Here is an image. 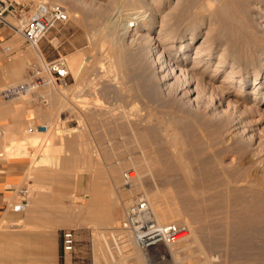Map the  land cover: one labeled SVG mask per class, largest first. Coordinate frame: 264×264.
Returning a JSON list of instances; mask_svg holds the SVG:
<instances>
[{
	"label": "bare ground",
	"instance_id": "obj_1",
	"mask_svg": "<svg viewBox=\"0 0 264 264\" xmlns=\"http://www.w3.org/2000/svg\"><path fill=\"white\" fill-rule=\"evenodd\" d=\"M112 4H118L119 7L113 8ZM165 6L176 9V13L172 11L162 13ZM79 7L85 10L78 23L86 25L87 16H92L95 19L94 29H97L98 53L97 57L93 59V64L90 65L91 67L88 65V68L83 65L85 59L82 61L81 53L77 55L75 53L76 56L73 54L75 57L70 56L74 59L72 67L78 71L79 81L76 85L84 81V83H88V88L90 87L89 77L88 79L85 77V74H88L90 70L94 74L95 84L104 88L105 82L108 83L104 80L106 65L103 61V55L105 54L108 58V68L116 74V78L114 76L113 78L124 80V70L128 59L142 76V82H139H141L140 84L143 83V88L138 93H130L131 101L129 100V103L132 106L128 107L127 110L122 109L124 111L118 113V117H123L134 125L143 124L144 121L150 120L152 113L157 111L154 109L155 111L152 112V108V110L147 109V112H140L141 109L137 110L133 107L137 100L141 101L144 106L155 104L159 107V104L165 105L166 110L168 106L170 108L177 106L183 114L179 115L176 111L178 115H176L177 113L174 114L176 117L173 118V121H188L192 123L188 126L189 129L196 127L208 137H219L225 144L222 147L225 148V151L231 152L233 148L236 149V152H232L233 159L236 160L235 166L211 168L208 165L209 158L201 157L204 153L201 154L202 152L200 153L198 148L194 149L192 154H201L200 157L194 156L190 159L186 156L185 144L180 138L181 135L179 136V129L173 128V125L171 131L167 129L169 134L168 137L165 136L166 142L161 139L163 144L166 143L165 149H158L156 157L152 154L155 159L151 160V165L157 173L165 175V182L175 186L176 189L174 188L175 190L172 191H176L184 211L177 206L158 205L157 192L155 193V191L150 193L143 191L144 195L142 196L150 203L159 222L183 220L189 231L185 239L168 247H159V255L170 256L162 264H177L179 257L181 255L187 256L192 249L203 250V232L210 234L207 240L208 245L210 247L215 246L218 242L213 234L217 228L209 224L208 217L217 210L222 215V224L219 230L224 238L225 249L236 254L237 264H264V144L257 136L260 126L257 127L254 123L249 122L250 120H247L248 117L252 118L250 113H255H252V107H257L254 103L264 99V0H75L72 9L76 10ZM186 13L190 15L189 18L184 17ZM158 14H160L159 18L156 19ZM184 20L188 21L184 31L181 32L178 24L183 23ZM33 47L35 54L42 57L38 44ZM119 83L113 82L112 88L119 89L121 82ZM107 86L109 85L107 84ZM71 87L69 86L67 89L70 90ZM63 89L66 88L63 87ZM233 89L241 93V96L233 93ZM48 90L46 91L54 100V105L59 106V93H62L60 91L62 89ZM125 90L127 91V89ZM62 96L65 97V95ZM231 96H236V98L232 100L230 99ZM250 96L251 107L250 105L246 106ZM77 101L79 100L77 99ZM71 105L73 106V104ZM83 105L82 103V107L79 108L81 113L91 112L89 104V106ZM86 107L90 109L86 110ZM256 109L261 116L264 115V108ZM166 110L163 109L165 114L175 111L172 108L170 112ZM257 110L256 112H258ZM158 114H156L157 118ZM49 116L51 115L49 114ZM53 116L49 119L52 118L53 120ZM80 116L81 114L78 115V117ZM113 116L116 114L113 113ZM170 120L171 123L170 121L169 123L173 124L172 118ZM151 132L156 133V128L153 126L139 128V139L143 144H149ZM28 136H31L28 140L31 145L34 146L43 142L46 143V151L55 150L50 139L45 138L46 133L44 131H35ZM162 136L164 137V134ZM153 138L155 139V137ZM139 139L137 140L140 141ZM151 140L153 141V139ZM206 140L208 139L206 138ZM21 145L22 142L12 143L7 148L6 153H13L12 150L19 149ZM147 147L149 146L147 145ZM209 147L210 144L208 149ZM211 148L210 150L213 151ZM53 154H46V159L51 160ZM214 159L216 158L214 157ZM118 161L116 164L119 166L121 162ZM133 166L131 165V168H127L126 171L129 173L130 179L125 178L126 172L123 174V184L125 185L129 182L134 184L140 178L139 174L145 173L144 171L136 173L132 169ZM125 188L129 189L128 186ZM129 191L124 194L125 197L130 195L131 191ZM89 213L88 215H90ZM100 217L98 222L101 224L109 221L107 211H101ZM113 238L116 245L114 247L117 248L115 252H121L125 245L131 244V247H127V249L133 250L137 263L145 260L147 255L144 251L141 255V252L139 253L135 249L134 242L128 233H122L119 236L114 235ZM98 247L100 249V246ZM112 252L114 253V250ZM124 254L127 255L128 253ZM111 256L113 258V255ZM205 259L208 264H215L210 255H206Z\"/></svg>",
	"mask_w": 264,
	"mask_h": 264
},
{
	"label": "rangeland",
	"instance_id": "obj_2",
	"mask_svg": "<svg viewBox=\"0 0 264 264\" xmlns=\"http://www.w3.org/2000/svg\"><path fill=\"white\" fill-rule=\"evenodd\" d=\"M2 1L8 6L5 10V17L7 20L6 26L10 28V32L14 35V39H16V45L21 46V45L25 44L23 41V38L13 28L19 27L22 24V22L24 21V19L26 18L27 14L31 11L33 6L37 2H40L43 0H2ZM45 1H47L49 3H57V4L62 5L66 9V12L68 14V21L66 23L60 24L54 28H51L39 40L38 46L40 47V50L42 52V57H39L35 54L33 46L26 44V51L28 53V60L31 63L30 65H36L33 62H37V64H40L42 66L43 62H45V61L60 58L64 62L65 67L68 71V76L66 78V84H58V83H56V81L53 80V81H49L48 83H46L43 86L38 87V89L40 91H42L43 96L47 100L46 106L47 107L50 106L49 109H51V107H53V106L56 108V114H55V117L53 118V120L47 121V124H48L47 132L48 133L46 132V134L49 137H55V136L61 137L60 142H64L63 137L70 136L71 133L80 134L81 135V136H79L80 138L78 140H75L74 142H76L78 144V154L81 155L82 158L84 159V164H83V167L76 170V175L78 174V172H82L84 174L91 175L93 180H101V181L104 180L105 182H109L111 185V187L109 189V194L105 195L104 202L101 204V208H103V211H107V214L109 215V221L107 223H105L104 225H102L100 229H97L96 225H93L92 223L88 224L91 228H93L92 235H93V261H94V264H147L146 260H144V259L142 260L141 263H137V261L134 257V254L132 252L133 250L131 251V250L127 249V247L128 248L131 247V244L125 245L122 248L121 252H115V250L117 251V248L114 247L116 245L114 244L113 236L117 235V234L119 235V233H128L129 234V232L119 228V225L122 223L125 208L128 205H130L136 199L137 196L144 195L143 191H147L148 193L153 192V191H155V193L157 192L156 193L157 194V204L160 206L172 205V206H177L178 208H181L183 210V205H182L181 201L179 200V198L177 197L176 191H172V190L176 189L175 186H173L171 183L165 182L164 181L166 179L165 175H160L159 173H157L151 165V160L155 159L154 157L157 156V154H156L157 150L158 149L159 150L165 149L166 143L163 144L164 142H162V140L166 142L165 136L168 137V134H169V131H171V128L173 127V128H176L177 130L179 129L180 130L179 136L183 135L182 137L180 136V138H181L183 144H185L184 149L186 152V156L191 159V158H194V156L200 157V155L204 153L203 155H201V157H208L209 158L210 161H209L208 165L211 168L218 169L219 167L222 168L224 166H229V167L235 166L236 160L233 159V153L232 152H236V149L233 148L231 152L225 151V148H222L225 146V144L220 140L219 137H217V136H212V137L209 136L208 137L205 134L201 133L200 130H197L196 127L193 129H189L188 126H190L192 123H189L188 121L185 122V120H183L185 123L183 121H176V122H175V120L173 121V118L176 117L174 114H176L177 112L179 113V115L183 114L181 109H179V107L177 108V106L171 107L173 109V111L175 110L173 113H171L170 111H172V110H171L170 106H168V108L166 110V108H164L165 105L159 104V107H158V105H155V104H152L149 106H144V105H142L141 101H140L141 102L140 103L137 100L138 102L135 101L133 104V107L136 108L137 110L141 109L140 112H145V111L147 112L149 109L152 110V108H153L152 112L155 110L157 111L156 113L151 112L152 115H151L150 120H148L146 122L144 121L143 124L139 123V124L134 125L133 123H130L128 120H125L123 117H121V118L118 117L119 116L118 113H122L124 110H127L128 107L132 106V104L129 103L131 101L130 100L131 98L129 97L130 93L131 92L132 93H138L141 90V88H143V83L140 84L142 82V76L140 75L138 70H136V68L133 66L131 61H129L127 59V57H126L127 60L125 59L126 60V67H125L126 71L124 70V80H122L121 78H118L117 80L115 79L116 74L113 70H110V68H108V63H107L108 58L105 54V55H103V61L105 62V65H106V71H105L106 73L104 74V76H106L107 78L105 77L104 80L108 81V83L105 82V84H106L104 86L105 89L103 88V86H99V85L95 84L94 74H92V71H90V70H89L90 72L88 71V74H85V77L87 79L89 77L88 81H89L90 87L88 88V86H87L88 83L86 84V83H84V81H83L84 84L81 83L79 85H76L77 82L79 81L78 71L72 67V65L74 63V59L71 58L72 57L71 55H73V54L75 55V53H76V55L78 53H81L82 61L85 59L83 61V65L87 66V68H88V65H89V67H91L90 65L93 64V61H94L93 59H95L97 57V53H98V44L96 42L97 29H94L95 28L94 27L95 26V19L92 16H87L85 19L86 25H82V24L78 23V20L83 15L85 9L82 7H79V9L73 10L72 4L75 2V0H45ZM111 6L113 8L119 7L118 4H112ZM68 11H70V12H68ZM167 11H172L173 13H176V9H172L171 6H165L162 13L167 12ZM160 14H158L156 19L159 18ZM184 17L189 18L190 15H188L186 13ZM175 18H174V21L176 20ZM187 21L188 20H184L183 23L180 22L178 24L179 25L178 27L180 28L181 32L184 31V29L187 25ZM89 32H90V34H89ZM42 43H45L47 45V49H45V50L42 49ZM103 54H104V51H103ZM74 55H73V57L76 56V55L75 56ZM89 73H91V74H89ZM113 76L115 78H113ZM88 81H86V82H88ZM139 81H141V82H139ZM109 82L111 85L109 84ZM113 82L118 83V84H120L119 82H121V85H120L121 89L120 88L119 89L112 88ZM107 84L109 86H107ZM9 85L12 86V84H7L6 86L0 87V103L8 101V99H12L14 97H20V99L29 97L28 93H26L24 95L14 96L11 98L4 97L2 90L4 88L9 87ZM92 85H93V88H92ZM69 86H72L70 90L67 89ZM81 86H83V87H81ZM85 86H87V87H85ZM125 86H127L125 89H127V91H129V92H127L124 89ZM63 87L66 89H63ZM76 87H78V88H76ZM90 88H92V89H90ZM48 89L53 90V91H57V89H59V90L62 89V90H60L62 93H59V95H60L59 96L60 97L59 106L56 107L54 105V100L51 98L50 94L48 93V91H49ZM78 89H80V90H78ZM81 89H83V90H81ZM88 89H89V91H88ZM109 89H110V91H109ZM46 90H48V91H46ZM75 90L78 92H76ZM90 90H92V91H90ZM247 90H250V88H247ZM263 91H264V89H263ZM65 92H66V94H65ZM119 92H122V93L120 94ZM82 93H84V94H82ZM233 93H236L239 96H241V93H238L235 89H233ZM62 95H65V97H63ZM235 98H236V96L230 97V99H232V100ZM250 98H251V96L249 97V100H247L246 106L250 105V107H251ZM77 99L79 101H77ZM70 102H71V104H73V106L70 104ZM81 102L86 106L89 104L90 108H91V112L85 111L84 114L81 113L82 111L79 110V108L82 107ZM136 103H138L137 104L138 106L136 105ZM128 104H130V105H128ZM154 105H155V108H154ZM254 105H256L257 106L256 108H258V109L264 108V99L263 100L261 99L260 101H256L254 103ZM69 107H70V109H69ZM156 107H158V108L156 109ZM90 108L88 107V109H87V107H86V110H89ZM169 108H170V110H168ZM256 108L252 107V110H253L252 113H254V112L255 113L251 114L249 112L250 116L252 115V118L248 117L247 120H250L249 122L254 123L255 126H257V127L260 126L259 127L260 129H258L257 136L260 137L261 141L264 144V135H263L264 134V115L261 116L259 114V111ZM122 109H124V110H122ZM163 109L170 112L171 114L170 113L167 114V112H166V114H167L166 115L165 111H163ZM256 110L258 112H256ZM76 111H77V113H75ZM100 111H101V113H100ZM112 111H113L114 115L116 114V116H113V113H111ZM102 112H104V113H102ZM157 113H159L158 118L156 116ZM178 113L176 115H178ZM80 114H81V116H80L81 118L78 117V115H80ZM172 115H174V116H172ZM163 116H165V117L163 118ZM83 117H85V118H83ZM113 117H114V119H113ZM167 118H169V120H166ZM171 118H172L173 124H170ZM169 121H170V123H169ZM142 125L150 126V127L153 126L157 130L156 133L151 132L149 134V139H150L149 144L148 143L143 144L141 139H139L138 130H139V128L144 127ZM166 125H168V126H166ZM28 127H29L28 124H26L24 126L23 130H24L25 134H30V133H28ZM49 129H50V131H49ZM131 129H132L133 133H132ZM167 129H170V130L168 131ZM196 131H198V133H196ZM163 134H164V137L162 136ZM200 135H202L203 137ZM153 137H155V139ZM156 137H158L157 138L158 140L156 139ZM213 137H215V138H213ZM204 138H205V140H203ZM206 138L209 141L206 140ZM137 139H139L140 141H138ZM151 139H153V141ZM184 141H185V143H184ZM219 141H221V142H219ZM50 142H54V141L50 139ZM153 142H155V143H153ZM207 143H208V145H207ZM220 143H222V144H220ZM158 144H161V145L158 146ZM202 144H203V146H201ZM209 144H210V147H212L211 149H213V151L215 153L214 155H213V151L210 150V147L208 149ZM142 145H144V146L146 145V147L144 148V146H142ZM147 145L149 147H147ZM213 145H215V146H213ZM192 146H194V147H192ZM196 148L199 149L200 153L202 152L200 155H193L194 153L192 154L193 150ZM205 151H207L208 153ZM210 151H212V152H210ZM55 152H56V150L48 152L45 149V155L48 153L53 154ZM146 152H148L149 154H147ZM61 153L64 154L65 152L62 151ZM226 153H227V155H226ZM145 154H146V156H145ZM152 154L155 156L153 157ZM148 155H149V157H148ZM151 156H152V158H151ZM231 156H232V158H231ZM214 157L216 159H214ZM229 157L231 158V160ZM149 158H150V161H149ZM134 160H136V161L134 162ZM140 160H142V161L140 162ZM221 160H222V162H221ZM117 161L121 162V164H119V166L116 164ZM143 161H146L148 163V165L146 162H143ZM142 163H143V165H141ZM134 164H135V166H133ZM120 165H123V166L121 167ZM131 165L133 166L132 169L135 170L136 173H138V171L141 173L143 171L145 172V173L139 174L140 178L136 181L139 185H143V186H139L136 182L134 183L135 185L131 182H129L126 185L123 184L124 183L123 178L125 176L124 173L127 171V168H131ZM54 166L59 167V164L58 165L54 164ZM139 168H141V169H139ZM123 174H124V176H123ZM143 174L145 175V177ZM158 175L160 176V178ZM161 177H163V178H161ZM162 182H165L168 186L165 183L163 184ZM125 186H128V188L131 191L130 195H128L127 197H125L124 194L126 192H128L129 189L125 188ZM124 199H126L127 202L124 201ZM82 200L83 199L80 198V201H82ZM164 201H166V202L164 203ZM76 203H78V202H75V204ZM114 219H115V221H114ZM168 222H174V223H177L179 225H186V223L183 220H180V221L167 220V221H163L161 223H168ZM208 222L210 225L217 228V230L214 231L213 237L216 239V241L218 243L215 246L210 247L208 245V242H207L210 234L207 232H203V235H202L203 246H204L203 250L197 251L198 250L197 248L192 249L191 251H189V254L187 256L181 255V257H179V261L177 262V264H206V263L208 264L207 260L205 259L206 255H210L212 260L215 262V264L216 263L217 264L218 263L219 264H237L236 254L232 253L230 250L225 249L224 238H223L222 233H220V230H219V228L222 224L221 212L219 210H217L213 215L208 217ZM107 244H109V245H107ZM134 245L135 244L133 243V246ZM98 246H100V249ZM134 247L137 251H139V253L141 252L140 254L142 255L143 251L136 245ZM113 250H114V253L112 252ZM125 251L128 253L127 255L124 254V253H126ZM111 252H112V254H111ZM117 254H120V255H117ZM111 255H113V258ZM202 255L204 258L202 257ZM126 256L129 258H127ZM168 258H170V256H168ZM91 261L92 260L90 258V262Z\"/></svg>",
	"mask_w": 264,
	"mask_h": 264
},
{
	"label": "crops",
	"instance_id": "obj_3",
	"mask_svg": "<svg viewBox=\"0 0 264 264\" xmlns=\"http://www.w3.org/2000/svg\"><path fill=\"white\" fill-rule=\"evenodd\" d=\"M42 49H47L45 43ZM30 64L26 43L16 45L10 28L0 23V87L26 81ZM28 94L27 98L14 97L0 103V264H61L63 229L75 232V249L65 264H94L93 228L88 224L96 225L97 229L104 225L98 221L111 185L93 180L89 174L76 175L84 164L74 142L80 134L71 133L63 137L64 142H60L61 137L46 134V139L54 141L51 145L56 150L51 160L46 159V143L33 146L28 142L31 138L28 135L35 131L25 134L24 126L45 122L47 125L52 120L49 117L56 114L54 106L49 109L41 102L42 91L37 89ZM14 142L22 145L7 154V148ZM21 188H26L28 194L24 210L17 206L24 198L19 193Z\"/></svg>",
	"mask_w": 264,
	"mask_h": 264
},
{
	"label": "built area",
	"instance_id": "obj_4",
	"mask_svg": "<svg viewBox=\"0 0 264 264\" xmlns=\"http://www.w3.org/2000/svg\"><path fill=\"white\" fill-rule=\"evenodd\" d=\"M8 6L0 0V23L6 25L5 10ZM68 21L66 9L57 3L47 1L37 2L19 27H14L23 41L31 46L37 45L39 40L48 30ZM13 27V26H12ZM8 49V48H6ZM45 72V73H44ZM27 80L18 85H12L2 90L4 97L24 95L30 91H35L38 87L45 85L49 81H56L58 84H66L68 71L64 62L60 59H52L40 64L30 65L27 71ZM42 103L47 100L42 95ZM46 124L29 125L28 132L45 131ZM125 178L130 179L128 172ZM19 193L24 198L17 204L20 210L27 206V189H19ZM119 228L129 232L132 241L147 255V264L165 263L169 255H159L160 246H170L187 237L188 227L174 222H159L149 204L148 200L139 195L126 207L122 223ZM122 233H119V235ZM116 235V236H119ZM75 249V232L73 229H63L60 234V259L61 264H65Z\"/></svg>",
	"mask_w": 264,
	"mask_h": 264
}]
</instances>
